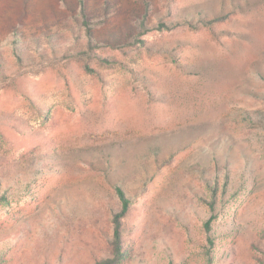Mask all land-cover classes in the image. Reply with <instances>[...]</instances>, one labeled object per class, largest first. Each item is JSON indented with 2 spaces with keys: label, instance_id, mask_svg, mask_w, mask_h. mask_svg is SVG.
<instances>
[{
  "label": "rangeland",
  "instance_id": "rangeland-1",
  "mask_svg": "<svg viewBox=\"0 0 264 264\" xmlns=\"http://www.w3.org/2000/svg\"><path fill=\"white\" fill-rule=\"evenodd\" d=\"M1 65L0 264L108 257L117 188L122 264H264V0H0Z\"/></svg>",
  "mask_w": 264,
  "mask_h": 264
},
{
  "label": "trees",
  "instance_id": "trees-1",
  "mask_svg": "<svg viewBox=\"0 0 264 264\" xmlns=\"http://www.w3.org/2000/svg\"><path fill=\"white\" fill-rule=\"evenodd\" d=\"M4 73H6V70L4 69V66H0V76H3ZM9 182V180H8ZM216 189L214 190L215 193L219 191L218 187V181L216 182ZM218 188V189H217ZM214 189V188H213ZM8 191V188L3 190L2 186L0 185V202L3 200H6V192ZM213 194V198L215 197V201L212 202V207L215 205V202H217L218 197L217 194ZM117 194L119 196V199L121 201V210L114 213L113 215V224H114V232H113V239L110 243L111 245V253L108 257L97 259L96 264H122L124 260L126 259L125 255V248L123 245V230H122V221L123 218L126 216L129 210L130 201L126 197L124 191L121 188H117ZM214 208V207H213ZM205 228L209 230L210 224L206 223ZM3 256V253L1 254V258Z\"/></svg>",
  "mask_w": 264,
  "mask_h": 264
}]
</instances>
